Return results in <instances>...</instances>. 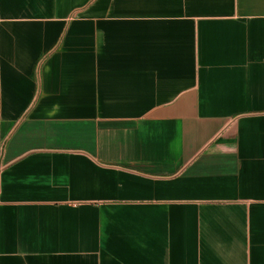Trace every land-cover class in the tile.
Listing matches in <instances>:
<instances>
[{"label": "crops", "instance_id": "1", "mask_svg": "<svg viewBox=\"0 0 264 264\" xmlns=\"http://www.w3.org/2000/svg\"><path fill=\"white\" fill-rule=\"evenodd\" d=\"M0 264H264V0H0Z\"/></svg>", "mask_w": 264, "mask_h": 264}]
</instances>
